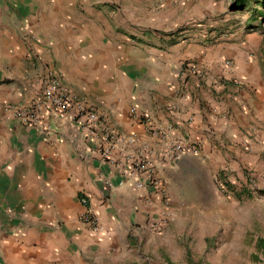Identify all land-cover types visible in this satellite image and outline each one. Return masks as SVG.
<instances>
[{
	"label": "crops",
	"instance_id": "1",
	"mask_svg": "<svg viewBox=\"0 0 264 264\" xmlns=\"http://www.w3.org/2000/svg\"><path fill=\"white\" fill-rule=\"evenodd\" d=\"M227 1L0 0V264H149L140 254L158 249L176 215L213 200L210 183L245 155L264 114L255 37L215 25ZM50 70L95 108L98 135L117 138L113 163L66 118L42 136L4 110L31 101ZM175 144L198 151L172 160ZM140 152L163 193L124 173ZM82 194L97 232L79 220ZM163 196L175 219L151 229Z\"/></svg>",
	"mask_w": 264,
	"mask_h": 264
},
{
	"label": "rangeland",
	"instance_id": "2",
	"mask_svg": "<svg viewBox=\"0 0 264 264\" xmlns=\"http://www.w3.org/2000/svg\"><path fill=\"white\" fill-rule=\"evenodd\" d=\"M238 1L228 0L217 11L215 25L222 33L255 37V52L264 57V0L245 5ZM262 66L264 80V62ZM261 117L259 125L251 126L256 133L251 128L254 134H248L245 155L233 157L221 168L222 176L210 183L215 186L213 200L184 207L158 249L150 247L139 262L147 257L149 264H264V114Z\"/></svg>",
	"mask_w": 264,
	"mask_h": 264
},
{
	"label": "built area",
	"instance_id": "3",
	"mask_svg": "<svg viewBox=\"0 0 264 264\" xmlns=\"http://www.w3.org/2000/svg\"><path fill=\"white\" fill-rule=\"evenodd\" d=\"M225 64L228 68L232 67V61L227 59ZM190 67L192 65L189 64ZM238 83L237 80H234ZM4 110L11 112L15 120L20 124L33 129L36 133L42 136L48 135L52 131V124L56 119L66 118L72 122L76 127H82L88 131L91 138H99L100 142L106 143L102 148V155L110 163L114 160L110 156V149L117 138L107 130L98 135V126L102 123L100 115L94 107L89 105L86 101L76 96L62 81L60 75L55 71H48L41 80L40 87L36 96L26 105L15 106L6 105ZM73 111V112H72ZM130 115L138 120L149 124L150 119L147 115L137 114V108L132 106ZM106 130V128H105ZM155 133L156 131L153 130ZM127 142L131 143L136 140L135 137H128ZM197 148L187 147L183 148L178 144L171 146L167 156L172 160H177L184 152L197 153ZM85 156L84 153L81 154ZM128 167L124 173H129L130 170L135 171V186L140 189H147L148 187H155L163 193L162 183L159 177L153 170V163L148 156L130 155L127 158ZM79 201L84 207L83 212L79 216V220L90 226L93 231H99L100 225L98 218L89 205V199L86 195H80ZM163 209L159 212L156 221L151 224V229H156L157 225L166 224L175 219L170 210V202L167 197L163 196Z\"/></svg>",
	"mask_w": 264,
	"mask_h": 264
},
{
	"label": "trees",
	"instance_id": "4",
	"mask_svg": "<svg viewBox=\"0 0 264 264\" xmlns=\"http://www.w3.org/2000/svg\"><path fill=\"white\" fill-rule=\"evenodd\" d=\"M248 1H250V0H239L238 2L240 5H245ZM257 2H259V1H257Z\"/></svg>",
	"mask_w": 264,
	"mask_h": 264
}]
</instances>
